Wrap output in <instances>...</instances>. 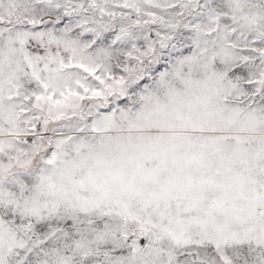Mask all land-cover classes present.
Returning <instances> with one entry per match:
<instances>
[{"label": "snow or ice", "instance_id": "6c2138e0", "mask_svg": "<svg viewBox=\"0 0 264 264\" xmlns=\"http://www.w3.org/2000/svg\"><path fill=\"white\" fill-rule=\"evenodd\" d=\"M0 264H264V0H0Z\"/></svg>", "mask_w": 264, "mask_h": 264}]
</instances>
